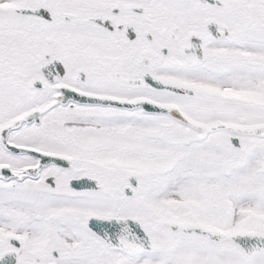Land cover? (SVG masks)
<instances>
[{
	"label": "snow or ice",
	"instance_id": "obj_1",
	"mask_svg": "<svg viewBox=\"0 0 264 264\" xmlns=\"http://www.w3.org/2000/svg\"><path fill=\"white\" fill-rule=\"evenodd\" d=\"M0 264H264V0H0Z\"/></svg>",
	"mask_w": 264,
	"mask_h": 264
}]
</instances>
